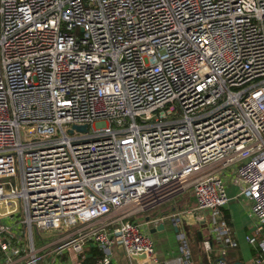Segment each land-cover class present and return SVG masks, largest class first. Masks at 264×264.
<instances>
[{"label":"built area","instance_id":"2783aa9c","mask_svg":"<svg viewBox=\"0 0 264 264\" xmlns=\"http://www.w3.org/2000/svg\"><path fill=\"white\" fill-rule=\"evenodd\" d=\"M227 175L261 233L264 0H0V264H195L186 231L162 262L135 219L186 190L228 264Z\"/></svg>","mask_w":264,"mask_h":264},{"label":"crops","instance_id":"0c3cea01","mask_svg":"<svg viewBox=\"0 0 264 264\" xmlns=\"http://www.w3.org/2000/svg\"><path fill=\"white\" fill-rule=\"evenodd\" d=\"M226 185L230 200L222 209L221 219L238 243L236 247L227 249V256L228 252L233 251V259L241 258L243 260L244 258V260H248L252 258V245L247 241V236L255 232L257 220L252 212L251 203L244 196L238 195V188L231 182L229 175L226 176ZM196 205V199L189 191L185 195L180 193L150 209L149 212H157V214L153 218L148 216L145 221H151L149 224L151 226L150 233L162 262L171 256L180 254L178 233L184 230L188 236L192 256L193 251H196L198 255L199 261L193 259L194 263L214 264L215 253L211 262L202 248V240L209 229L205 218H209V214L199 211ZM3 211V209L0 210V214ZM171 218H174V222L171 221ZM4 219L9 220L10 218L5 217ZM161 223H164L165 228L152 233L151 230L160 226ZM261 235H263L264 240V229ZM191 244H193V247H191ZM217 249L218 247H216ZM250 262L248 261L247 264H252ZM132 263L136 264L135 260ZM235 264H239V262Z\"/></svg>","mask_w":264,"mask_h":264},{"label":"rangeland","instance_id":"374dc122","mask_svg":"<svg viewBox=\"0 0 264 264\" xmlns=\"http://www.w3.org/2000/svg\"><path fill=\"white\" fill-rule=\"evenodd\" d=\"M187 192H189V190H186L185 192H183L181 194L185 195V193H187ZM19 206H20L19 211H21V209H22V207H21L22 203L21 202H19ZM149 211H150V209L136 215L135 219L137 220V222L143 223L148 216L153 218L157 214V212H149ZM65 230L66 229H64V228H60V229H46L44 231H40V230L34 228V239H35L36 246L41 247V246H43V244H46V242L56 240L57 238H59L60 236H62L64 234ZM39 231H40L41 235H40ZM262 232L261 233H255L254 232V233H252V235H250V236L254 237L256 239V241L253 244H251L252 245V247H251L252 258H250L248 260L247 259L244 260V258H243V261L245 262V264H247L248 261L249 262L251 261L250 263H252V261L257 256H259L260 254L263 253V248L261 247V244L263 242V235H261ZM154 234H156V233H154ZM191 247H193V244H191ZM113 250H114L117 262H119V264H129V260H128L126 254L123 252L122 249H119V251H118L117 248H114ZM101 252H102V256L105 255L103 251H101ZM80 254H82V253H76L74 251H71V252L69 251V252H65V253L61 254L60 256H58L57 259H59V262L62 261V262H65L67 264H76L75 261H73V259L76 258V257L74 258V256H79ZM192 257L194 260L199 261L196 251H193ZM40 263H41V261L39 262V264Z\"/></svg>","mask_w":264,"mask_h":264},{"label":"trees","instance_id":"16d2710c","mask_svg":"<svg viewBox=\"0 0 264 264\" xmlns=\"http://www.w3.org/2000/svg\"><path fill=\"white\" fill-rule=\"evenodd\" d=\"M234 254L233 251L228 252V256L226 257V260L228 261V264H235L236 262H239V264H245V262L241 259H233L232 255ZM102 252L101 250L96 246L88 247L85 252L80 254L79 256H74L76 264H99L98 260L101 258ZM220 259V256L218 254V251L214 254V264ZM109 264H117L114 262H111Z\"/></svg>","mask_w":264,"mask_h":264},{"label":"water","instance_id":"95a60500","mask_svg":"<svg viewBox=\"0 0 264 264\" xmlns=\"http://www.w3.org/2000/svg\"><path fill=\"white\" fill-rule=\"evenodd\" d=\"M73 128H75L77 130H81V131H87L88 126L86 124L85 125H73ZM171 221L174 222V218H171ZM163 228H165V225H164V223H161L160 226L153 228L151 230V232L153 233L156 230H160ZM175 229H177V228H175ZM131 256H132V258H134L138 261H142L146 258V254H144V253H140V254L132 253Z\"/></svg>","mask_w":264,"mask_h":264}]
</instances>
